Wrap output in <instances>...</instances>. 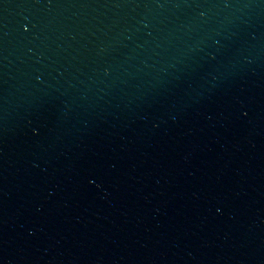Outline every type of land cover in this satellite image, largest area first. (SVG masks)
<instances>
[{
	"label": "water",
	"instance_id": "95a60500",
	"mask_svg": "<svg viewBox=\"0 0 264 264\" xmlns=\"http://www.w3.org/2000/svg\"><path fill=\"white\" fill-rule=\"evenodd\" d=\"M0 264H264V0H0Z\"/></svg>",
	"mask_w": 264,
	"mask_h": 264
}]
</instances>
